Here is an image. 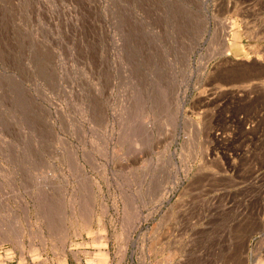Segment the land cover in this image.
<instances>
[{
    "label": "rangeland",
    "instance_id": "rangeland-1",
    "mask_svg": "<svg viewBox=\"0 0 264 264\" xmlns=\"http://www.w3.org/2000/svg\"><path fill=\"white\" fill-rule=\"evenodd\" d=\"M261 80L264 0H0V264H264Z\"/></svg>",
    "mask_w": 264,
    "mask_h": 264
},
{
    "label": "built area",
    "instance_id": "built-area-1",
    "mask_svg": "<svg viewBox=\"0 0 264 264\" xmlns=\"http://www.w3.org/2000/svg\"><path fill=\"white\" fill-rule=\"evenodd\" d=\"M258 82H255L253 85V89H247L245 90V94L242 95L240 94L238 89H234L233 93H232V99L235 100H252L254 97H256V92H257V88L259 87V85L264 86V80H261ZM250 87V86H249ZM235 101H231V103L233 104ZM237 102V101H236ZM231 103H228V107H225V104L219 108H216L215 106L217 104H215V106H213L214 108L212 110H219V118L221 119V124L219 125V123L214 122L213 126H212V137L214 138L216 144L214 145V149H215V155H217V153L222 152L224 154H228V156H230V158L232 157V153H228V151L226 152V150H228L227 146L226 150H223L219 145V140L220 139H224V143H227L228 140L226 139L225 136V130L228 129L230 134L227 138H232L231 134L235 133V124L237 121L240 122V119L242 118L241 115H237L236 114H231L230 113V105ZM233 109H235V107H232ZM256 110H264V108H258ZM214 120V119H213ZM246 120V119H245ZM245 122V121H244ZM257 122L258 120H256V123H254L253 121H248L245 122L246 126V134L243 136V140H244V144L243 147H241V150L239 151V154H241L242 156H244L245 158H250L253 156L258 155V153L260 152L259 150L261 149L262 145V137L261 134L258 132V128L255 130L254 127L257 126ZM222 126V127H221ZM223 126L225 128V130H223ZM219 151V152H218ZM253 159V158H252Z\"/></svg>",
    "mask_w": 264,
    "mask_h": 264
},
{
    "label": "bare ground",
    "instance_id": "bare-ground-1",
    "mask_svg": "<svg viewBox=\"0 0 264 264\" xmlns=\"http://www.w3.org/2000/svg\"><path fill=\"white\" fill-rule=\"evenodd\" d=\"M261 69V68H260ZM263 72V71H262ZM232 75V74H231ZM249 77V76H248ZM247 78V77H246ZM227 80V79H226ZM241 80V79H240Z\"/></svg>",
    "mask_w": 264,
    "mask_h": 264
}]
</instances>
